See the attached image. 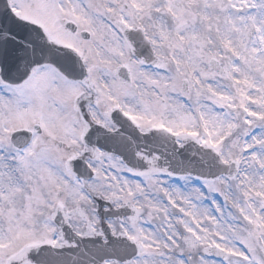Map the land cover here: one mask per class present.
<instances>
[{
    "label": "snow or ice",
    "instance_id": "1",
    "mask_svg": "<svg viewBox=\"0 0 264 264\" xmlns=\"http://www.w3.org/2000/svg\"><path fill=\"white\" fill-rule=\"evenodd\" d=\"M0 264H264V0H0Z\"/></svg>",
    "mask_w": 264,
    "mask_h": 264
}]
</instances>
